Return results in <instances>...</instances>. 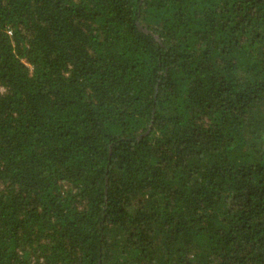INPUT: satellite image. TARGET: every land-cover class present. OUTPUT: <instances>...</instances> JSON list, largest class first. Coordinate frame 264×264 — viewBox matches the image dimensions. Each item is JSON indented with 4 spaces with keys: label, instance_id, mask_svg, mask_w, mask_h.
<instances>
[{
    "label": "trees",
    "instance_id": "16d2710c",
    "mask_svg": "<svg viewBox=\"0 0 264 264\" xmlns=\"http://www.w3.org/2000/svg\"><path fill=\"white\" fill-rule=\"evenodd\" d=\"M0 264H264V0H0Z\"/></svg>",
    "mask_w": 264,
    "mask_h": 264
}]
</instances>
